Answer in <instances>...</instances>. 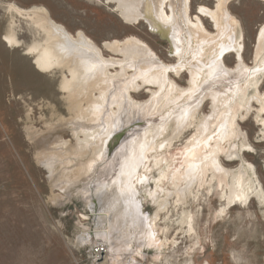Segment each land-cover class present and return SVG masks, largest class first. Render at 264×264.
<instances>
[{"label":"bare ground","instance_id":"1","mask_svg":"<svg viewBox=\"0 0 264 264\" xmlns=\"http://www.w3.org/2000/svg\"><path fill=\"white\" fill-rule=\"evenodd\" d=\"M108 3H116L127 23L143 22L165 37L171 44L169 54L179 62H163L147 42L136 36L105 41L99 46L83 31L72 34L46 10H35L32 22L42 38L27 50L26 56L39 72L61 74L59 90L69 100L72 114L65 123L76 142L72 148L63 139L52 144L38 155L37 162L62 191V179L68 184L87 181L88 188L82 194L92 202L96 189L101 213L94 233L95 241L106 253L103 264H137L135 256L145 258V249H154L153 260L158 261L168 243L159 236L158 220L163 213H170L175 203L182 204L179 226H187L190 231L195 228L193 216L187 211L189 197L200 201L198 196L204 197V192L218 191L225 203L221 215L240 205L249 209L253 198L264 204V190L252 164L245 159V151L253 147L238 121L256 112V122L264 127V93L259 88L264 77V24L257 35L254 61L249 64L244 58L241 22L230 11V0H216L214 8L200 5L195 17L192 0ZM204 18L211 20L214 32L209 31ZM18 35L13 28L3 41L18 49L22 44ZM228 54L234 58L233 67L226 64ZM186 72V87L170 75L183 79ZM143 88L149 93L148 99L139 101L134 93ZM206 100L212 103V114L197 120ZM138 125L140 130L130 129L109 159L104 150L108 139ZM194 126L195 133L180 155L168 158L176 138ZM96 154L98 159L111 162L101 175L104 181L94 186ZM223 155L240 157L241 167L237 171L227 168ZM152 161L160 172L156 182L160 186L154 192L148 188L147 193L153 200H160L164 193L154 217L144 214L137 187L148 181L141 172H149ZM165 182L172 187L164 188ZM83 241L91 243L92 238Z\"/></svg>","mask_w":264,"mask_h":264},{"label":"rangeland","instance_id":"2","mask_svg":"<svg viewBox=\"0 0 264 264\" xmlns=\"http://www.w3.org/2000/svg\"><path fill=\"white\" fill-rule=\"evenodd\" d=\"M108 2L0 0V264H103L105 261L102 258L106 253L95 252L101 245L95 241L101 213L96 189L92 192L93 203L82 194L88 188L87 181L68 184L62 179L65 182V190L62 191L55 186L48 171L37 162L38 155L52 144L63 139L72 148L76 142L72 129L65 123L72 114L69 100L59 90L61 74L39 72L26 53L42 38L32 19L36 12L46 10L55 22L72 34L83 31L99 46H103L105 41L136 36L147 42L163 62H179L169 54L171 44L165 37L152 32L143 22L136 25L127 23L118 13L116 3ZM215 4L216 0H192V15L195 17L200 5L214 8ZM229 9L241 22L245 40L244 58L252 64L257 35L264 24V1L230 0ZM29 15L32 17L29 18ZM204 22L209 31L214 32L211 20L204 18ZM13 28L22 40L18 49L3 41ZM226 64L234 66V58L230 54L226 57ZM170 75L180 86H188V72L184 73L183 79L172 73ZM259 88L264 93V77ZM134 95L137 100L144 101L149 93L143 88ZM210 113L212 103L206 100L196 119L210 116ZM255 119L256 112H252L238 121L253 147V150L245 151V159L252 164L257 182L264 190V127H260ZM139 125L120 130L108 139L104 150L109 159L128 137L130 129H137L142 124ZM195 129V126L189 128L176 138L168 158L180 155ZM240 156L244 157V153L241 152ZM96 157L95 163L98 160V164H95L96 177L92 180L96 182L94 186L104 181L102 173L111 162L98 159L97 154ZM222 162L227 168L237 171L242 161L240 157L234 159L223 155ZM153 163L149 164V172H141L147 175L148 181L137 187L144 214L154 217L164 193L160 200H153L147 193L148 188V191H153L160 186L156 183L160 172ZM171 187L165 182L164 188ZM218 196V191L214 190L212 194L204 192V197L199 195L200 201L189 197L190 208L187 211L193 216L195 231L179 226L183 217L181 203H175L170 213H163L158 220L159 236L168 243L162 250V257L154 261L156 251L145 249V258L135 256L137 264H264V204L253 198L249 209L240 205L221 215L225 203ZM87 237L92 238L91 243L83 241ZM127 261L132 260L129 257Z\"/></svg>","mask_w":264,"mask_h":264},{"label":"built area","instance_id":"3","mask_svg":"<svg viewBox=\"0 0 264 264\" xmlns=\"http://www.w3.org/2000/svg\"><path fill=\"white\" fill-rule=\"evenodd\" d=\"M95 252L100 254L101 252H103V250L101 248H99V249H96Z\"/></svg>","mask_w":264,"mask_h":264}]
</instances>
